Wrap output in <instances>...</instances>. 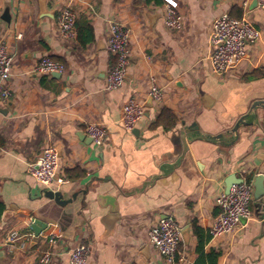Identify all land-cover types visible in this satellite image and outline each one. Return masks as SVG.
<instances>
[{"label":"crops","instance_id":"0c3cea01","mask_svg":"<svg viewBox=\"0 0 264 264\" xmlns=\"http://www.w3.org/2000/svg\"><path fill=\"white\" fill-rule=\"evenodd\" d=\"M165 1L0 0V39L14 56L12 96L0 107V264H41L52 247L61 254L51 264H69L81 244L90 249L86 264H165L148 232L166 216L181 228L192 264L202 255L210 264L213 253L216 264H264V195L253 197L252 216L235 232L210 233L226 180L264 177V76L254 75L264 67V36L224 74L209 61L217 16L248 18L264 33V12L254 0H172L184 22L169 30ZM64 6L92 25L86 47L60 36ZM111 21L131 31L130 62L125 83L106 90ZM45 56L65 65L60 77L34 71ZM151 78L164 90L160 102L147 94ZM132 97L145 114L130 132L121 116ZM163 108L176 116L169 130L154 126ZM90 122L107 128L101 144L87 134ZM47 146L59 151L61 181L43 186L28 165ZM13 230L22 238L6 241Z\"/></svg>","mask_w":264,"mask_h":264},{"label":"built area","instance_id":"2783aa9c","mask_svg":"<svg viewBox=\"0 0 264 264\" xmlns=\"http://www.w3.org/2000/svg\"><path fill=\"white\" fill-rule=\"evenodd\" d=\"M165 2L164 23L166 28L169 30L181 29L184 20L178 10V4L172 0ZM257 5L264 12V0H257ZM77 18V13L71 6H64L59 10L57 29L65 40L76 38ZM263 36L264 33L248 18H236L229 13L217 16L211 25V42L214 49L209 61L213 72L221 75L239 65L247 55L248 44L255 43ZM130 40L129 27L117 21L109 23L106 44L108 51L115 56V63L107 73L106 90H115L126 81L127 67L130 62ZM13 67L14 56L8 43L6 40L0 39V107L12 96L9 81L12 77ZM34 71L42 74H63L65 65L45 56L35 64ZM147 94L154 101L163 100L164 90L156 78H151ZM144 114V104L132 97L123 105L121 121L124 127L132 132ZM86 131L97 144H101L108 134L107 128L97 122L87 123ZM59 169L60 155L55 146H47L40 157L28 165V173L43 186L61 181ZM241 179V182L231 184L229 191H222L216 196L215 203L219 208V213L210 228L212 237H221L235 232L243 219L252 216L250 204L254 197V183L245 177ZM20 238H22L20 232L13 230L8 234L6 241H16ZM148 238L150 244L165 260V264H192L185 260L181 252V228L172 216H166L151 226ZM48 241L52 245L57 243L55 237L49 238ZM26 242L23 243V246ZM68 253L69 264H86L90 249L87 245L81 244ZM60 254L53 247L48 248L40 252L38 260L41 264H51L59 258Z\"/></svg>","mask_w":264,"mask_h":264},{"label":"trees","instance_id":"16d2710c","mask_svg":"<svg viewBox=\"0 0 264 264\" xmlns=\"http://www.w3.org/2000/svg\"><path fill=\"white\" fill-rule=\"evenodd\" d=\"M149 2L155 1L158 4L162 3V0H148ZM240 18V17H239ZM77 40L83 47H86L91 41H93V28L90 22L85 16L77 18ZM254 75L262 77L264 76V67L254 72ZM176 124V116L168 109L163 108L157 122L154 126H162L165 130L171 129ZM196 233L199 235V230L196 228ZM218 254L213 253L209 256L210 264H216ZM195 264H208L205 256L202 255Z\"/></svg>","mask_w":264,"mask_h":264},{"label":"water","instance_id":"95a60500","mask_svg":"<svg viewBox=\"0 0 264 264\" xmlns=\"http://www.w3.org/2000/svg\"><path fill=\"white\" fill-rule=\"evenodd\" d=\"M256 4H257V0H254V5H256ZM54 76L60 77L61 74L60 73H54ZM263 179H264V177L261 174H259L256 177V180L254 183V189H255L254 190V196H255V198H257L260 195H264ZM241 181H242V179L238 178L236 175L229 177L226 180V191H229L231 184H233L234 182H241ZM47 194L50 195L51 197H55L58 202L62 203V201L60 200L59 192L55 193L53 191H49V192H47ZM39 225H41V226H39ZM43 225L44 224L40 220H36L32 224L31 228H32V230L35 231L36 234H39L42 231Z\"/></svg>","mask_w":264,"mask_h":264}]
</instances>
